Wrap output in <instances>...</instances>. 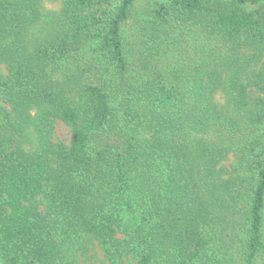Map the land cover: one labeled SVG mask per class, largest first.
<instances>
[{"label": "trees", "instance_id": "obj_1", "mask_svg": "<svg viewBox=\"0 0 264 264\" xmlns=\"http://www.w3.org/2000/svg\"><path fill=\"white\" fill-rule=\"evenodd\" d=\"M52 1L0 0V264L264 261V0Z\"/></svg>", "mask_w": 264, "mask_h": 264}, {"label": "rangeland", "instance_id": "obj_2", "mask_svg": "<svg viewBox=\"0 0 264 264\" xmlns=\"http://www.w3.org/2000/svg\"><path fill=\"white\" fill-rule=\"evenodd\" d=\"M156 1L160 0H135V9L136 11H140L142 9L149 10L150 7H152V4ZM220 1L228 2L229 0ZM43 6L45 9L56 11L60 7V3L58 1L44 0ZM169 51L170 52H167V54L164 56L166 61L175 56V51L172 48ZM6 74L7 69L5 64L0 63V79L4 78ZM2 108L9 109V106L4 97L0 95V110H2ZM70 135L71 130L69 126L65 125L61 121H54L53 131L51 134L52 142H62L65 145H69ZM232 164H234V157L230 155V157L224 161V165L229 168ZM42 208L43 206L41 205L40 209ZM66 255L74 258L76 260V264H108L107 260L104 258L102 250L99 248L96 242L86 238L82 240L81 246L77 245L71 250H68ZM119 264H134V262L130 257H125L120 261ZM257 264H264V261L260 260Z\"/></svg>", "mask_w": 264, "mask_h": 264}]
</instances>
